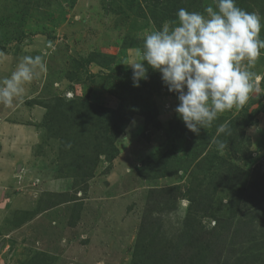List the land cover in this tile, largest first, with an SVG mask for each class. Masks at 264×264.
<instances>
[{
	"label": "rangeland",
	"instance_id": "rangeland-1",
	"mask_svg": "<svg viewBox=\"0 0 264 264\" xmlns=\"http://www.w3.org/2000/svg\"><path fill=\"white\" fill-rule=\"evenodd\" d=\"M237 3L264 22V0ZM175 4L0 0V80L43 65L0 104V264H217L214 244L218 264H264V80L197 134L158 71L134 87L124 64Z\"/></svg>",
	"mask_w": 264,
	"mask_h": 264
},
{
	"label": "clouds",
	"instance_id": "clouds-1",
	"mask_svg": "<svg viewBox=\"0 0 264 264\" xmlns=\"http://www.w3.org/2000/svg\"><path fill=\"white\" fill-rule=\"evenodd\" d=\"M176 16L146 31L137 58L124 64L132 69L134 87L148 78L149 68L158 71L168 90L177 94L178 117L198 134L226 111L242 109L264 80L251 71L264 50V22L258 13L239 7L237 0H213L203 12L180 8ZM37 68L43 69L39 56L21 57L10 76L0 80V104L12 106ZM217 132L230 134L226 125ZM224 147L218 143L221 151Z\"/></svg>",
	"mask_w": 264,
	"mask_h": 264
},
{
	"label": "trees",
	"instance_id": "trees-1",
	"mask_svg": "<svg viewBox=\"0 0 264 264\" xmlns=\"http://www.w3.org/2000/svg\"><path fill=\"white\" fill-rule=\"evenodd\" d=\"M175 1H176V4L175 5H180L181 7L184 6V8L187 6V5H185L182 2V0H181L180 4H179V0H175ZM196 2H197V0H191V4H196ZM164 19H166V18H164ZM230 176H231V171L228 170V177L230 178ZM172 190H173V188H170V189H167V191L166 190H160V191H157V192L160 194L162 192H170ZM147 221L148 220H146V221L143 220L142 227H144V225L147 223ZM207 244L208 245H212L213 242L212 241H209ZM214 247H215V244H214ZM214 247L213 248L212 247H209V248L212 249V254H213L212 255V261H215L218 264L220 262V259H221V256H222L223 252L221 250H219V249H214Z\"/></svg>",
	"mask_w": 264,
	"mask_h": 264
}]
</instances>
